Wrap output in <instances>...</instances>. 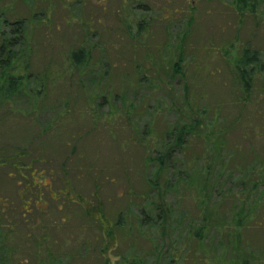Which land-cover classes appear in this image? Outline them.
Segmentation results:
<instances>
[{
	"label": "rangeland",
	"instance_id": "374dc122",
	"mask_svg": "<svg viewBox=\"0 0 264 264\" xmlns=\"http://www.w3.org/2000/svg\"><path fill=\"white\" fill-rule=\"evenodd\" d=\"M34 3L38 7L36 14L49 9L46 29L41 22L44 14L34 20L28 6L0 0V7L13 5L18 13L29 15L26 38L31 49L26 51L27 46L23 45L15 48L19 51L17 68L22 71L27 67L25 74L40 75L48 67L56 78L69 51L81 46L90 52L92 66L74 75L63 73L51 84L50 95L37 103L30 95V87L36 85L32 78L10 103H4V110L0 108V198L4 202L1 213L17 223L4 246L15 254L0 252V263L101 264L103 260L95 258L91 248L82 246L79 199L83 195L94 205L98 195L110 218L123 212L141 224L140 229L134 228L133 239L119 244L118 250L126 258L145 257L147 264H192L193 259L207 254L214 264H232L229 240L211 231L201 245L191 237L190 226L202 223L197 199L200 186L221 185L227 199L217 200L213 195L203 208L211 206L210 215L225 213L232 205L229 197H235L240 189L239 167L254 161L253 155L238 158V148H234L232 162L226 156L221 158L222 152L216 149L204 156L202 139L209 130H205L206 119L202 118L187 134L190 140L184 158L175 153L181 173L192 171L189 191L186 188L160 195L146 191V150L140 139L148 125L153 131L166 126L183 127L199 119V106L212 109L220 105L228 119L221 124V118L217 123L222 127L223 135L218 136L222 145L238 143L242 150L253 148L261 162L264 77L256 82L257 90L251 101L245 100V106L233 102L238 96L235 63L241 47L250 44L264 49V7L257 15H250L235 11L233 0ZM177 61L182 70L178 75L172 71ZM131 103L137 110L127 109L126 104ZM207 118H213L211 110ZM244 130L247 137L240 134ZM214 136L213 142L218 139ZM146 137L151 140L149 135ZM170 143L174 145L173 139ZM153 148H160L158 141ZM16 153L22 155L20 162L14 159ZM188 161L192 170L185 164ZM220 161H224L226 171L220 172ZM19 164L23 168L19 169ZM177 177L173 176L172 181H177ZM166 178L163 175L159 179ZM68 187L72 197L62 190L70 191ZM258 195L259 191L252 197L254 204ZM260 196L254 218L261 217L260 209L264 207V195ZM73 197L79 199L78 203L70 202ZM23 200L29 201L30 210L24 216L20 210ZM36 205L41 206L44 217L38 215ZM166 212L167 220H160V214L165 217ZM28 217L45 225L41 232L32 228V239L43 233L47 239H35L37 244L25 236L26 230L31 229L24 226ZM258 226L239 231L250 248H264V224ZM86 234L93 240L91 230ZM113 261L124 264L119 255Z\"/></svg>",
	"mask_w": 264,
	"mask_h": 264
},
{
	"label": "trees",
	"instance_id": "16d2710c",
	"mask_svg": "<svg viewBox=\"0 0 264 264\" xmlns=\"http://www.w3.org/2000/svg\"><path fill=\"white\" fill-rule=\"evenodd\" d=\"M10 2L20 6H28L30 13H32L31 19L35 20L39 14V16L44 14L45 17L40 19L41 22H43V27L45 29L48 27L46 24L50 23V18L47 16L49 14L48 8L41 9L40 13L36 14L38 7L34 3V0H10ZM233 4L235 11L241 14L257 15L261 8L264 7V0H233ZM27 16L29 15L18 13L16 7L13 5L0 7V108L4 106V103H10L11 99L23 89L22 85L26 84V82L32 78L33 83L36 85L30 87V95L32 96L33 101L37 103L40 101L41 97L46 98L50 95L49 90L51 89V84L55 79H60L63 73L74 75L75 73L81 72L92 66L90 52H87V50L81 46L69 51L63 62L64 68L61 70V74L56 78L53 77L54 72L52 69L48 67L40 75H30L31 73H29V75L25 74L27 67H24L22 71L17 68L18 64L20 65L18 62L19 51L15 50V48H22L23 45L25 48L27 46L26 51L29 50L30 52L31 49L30 42L26 38V32L29 30L27 24L30 21ZM11 17H13V19H11ZM44 19H48L47 22ZM129 31L132 34L130 29ZM10 35L12 36L8 37ZM134 36H136V34L132 35V37ZM27 55H29V53ZM172 68V71L176 75L180 74L182 72L181 62H175L172 65ZM235 68L236 73L238 74V96H236L233 103L245 106V100L251 101V98L257 90L256 82L261 77H264V49L251 46L250 44L243 45L238 53ZM250 101L249 103H251ZM126 106H128L127 109L134 111L137 110L133 103L126 104ZM2 110H4V108H2ZM209 110H211V113L213 114L212 119L207 118ZM196 113L199 119L195 118L193 123H186L183 127H178L177 125L173 128L172 126H166L162 130L157 131H153L149 128V125L145 128L144 137L140 139V143L146 150V156L143 160L146 172L144 176L147 183L146 191H156L160 195H163L164 193L180 192V190L183 191L186 190V188L189 191V188L191 187L189 180L192 171L186 170L185 173H181L182 171H180V168L176 165L177 155H175V153H181L184 158L190 140V136L187 134H191L196 126L200 124V120L205 118V125L208 128L205 130L209 131L204 134L205 136L203 135L202 139L204 145L203 150L205 153L204 156H209L210 151L216 149V152H222L221 158H225L224 156H226L228 160L232 162L235 158V155L233 156L234 148H238V158L246 155H253L255 159L249 164L239 167L238 173L240 176L237 179V183H239L240 189L239 192L237 191L235 197H233L234 195L229 197V199L231 198L232 205L230 209L225 211V213L219 212L218 214L210 215L208 209H211L212 207L207 206L206 208H203L205 202L210 201V198L213 197V195H216L217 200L227 199L228 195L222 190L221 185L215 183L212 187H208L207 185L206 187L204 185L200 186L202 189H199L201 192L197 196V199L200 201L199 213L202 223L194 225L193 227L192 225L190 226L192 228L191 237L196 239L198 243L201 242L200 244L202 245V243L209 238L211 231H215L218 233V237L222 235L224 239L229 240L231 243L233 254L231 255L232 264H264V248H250L251 246L244 243L243 236L241 238V233L239 232L247 227L253 226V228H257L259 227L258 225L264 224L262 222L264 221V207L263 209H260V218H257L258 215L255 218L253 217V213L255 211L257 213V210L259 209L257 204L259 199H261L260 195H264V162L262 163V161H264V153H262L263 157L260 162L258 158L259 154L256 152L257 150L253 148L242 150L238 143L230 144L227 147L222 145L221 139L218 138L220 134L223 135V133H221L222 127L217 126V123L221 122V118L223 119L221 124L228 120L226 116H223L222 106L218 105L212 107V109L209 107L206 108L205 106H199ZM240 134L242 137H247L248 135L246 130ZM147 135L150 136L149 138L151 140L148 141V137H146ZM213 136L218 138L214 142L212 141ZM172 139L174 145H171L170 143ZM157 141L160 148H153ZM16 155L18 156H15L16 158L14 159L17 160V162H20V157H22V155L19 153H16ZM198 157L199 156H196L195 160H197ZM201 158H203V155ZM190 161L193 162V158H191ZM185 164H187L186 166L189 169H193L189 166V161ZM220 164V172L226 171L227 168L224 161H220ZM18 167L19 169L23 168V165L19 164ZM31 170L34 171L33 169ZM148 171H150V175H148ZM207 172L208 169L206 168V173ZM163 175L167 178L165 180H160L159 178ZM178 175L179 177H177V181H172V177ZM68 188L70 191L66 189L62 190H65V192L72 197L71 188ZM97 188L98 186L96 185L95 189ZM27 189L30 191L29 187H27ZM257 191H259V197L255 200L256 203L254 204V199H252V197ZM57 192L58 191H56V193ZM131 196L132 195H129V197ZM95 197L97 199L94 205H92L89 198L84 197L83 195L79 198L82 201V204H80L82 207V246H85L88 250L91 248V252H94L93 255L95 258H101V260H103L101 264H118L113 261L115 255H119L124 264H147L145 257L142 258L141 256L134 255V257L126 258L121 255L118 250L120 246L119 244L122 240H127L129 238L133 239L132 237L135 235V227L137 230L141 228L139 221L134 220L135 218L132 219L131 215L123 212H120L115 219L110 218L105 214L103 203L99 196L95 195ZM72 199L73 200L70 201L71 203H78L79 201V199L74 197ZM262 200L264 201V199ZM26 202L28 203L25 204ZM3 203L2 198H0V252L2 254H8V256H11L12 254L13 256L15 252L5 250L4 246L8 245L5 240L15 232L13 229L17 223L9 219L7 220V218L2 215L1 211L4 209ZM28 204L29 201L27 200H23L21 203L20 210H22L21 214L23 216L25 215V212H30V210H28ZM56 207L58 208L60 205L57 203ZM36 210L38 211V215L41 214L40 205H36ZM167 213L168 212L165 213V217L160 214V217L162 218L160 220H167ZM42 217L44 216L42 215L41 218ZM28 218H26L28 222H26L24 226H27L28 228L31 227V229L27 228L28 230H26L25 236H27L28 239H32V228L39 229L41 232L45 225L37 223V221H35L36 218L34 217ZM252 219L253 221L251 224L253 225L249 226ZM6 227L9 229L7 230ZM87 230H91L94 233V235H92L93 240H89L86 236ZM41 238L43 240L47 239L44 233L41 237L35 239L40 241ZM35 239L32 240L37 243V240L35 241ZM91 245L93 246L91 247ZM217 246L221 245L218 244ZM218 258L220 259V256H217V259ZM209 259L210 256L207 254L200 255L198 258L192 260V264H214L213 261L210 262ZM184 260L188 261V259Z\"/></svg>",
	"mask_w": 264,
	"mask_h": 264
}]
</instances>
